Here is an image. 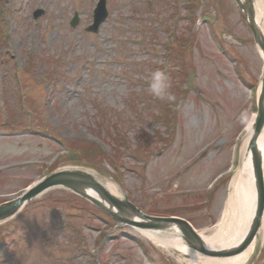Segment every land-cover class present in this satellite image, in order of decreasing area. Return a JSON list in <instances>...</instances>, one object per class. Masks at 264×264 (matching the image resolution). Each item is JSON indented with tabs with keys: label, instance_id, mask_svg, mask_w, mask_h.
Returning <instances> with one entry per match:
<instances>
[{
	"label": "rangeland",
	"instance_id": "rangeland-1",
	"mask_svg": "<svg viewBox=\"0 0 264 264\" xmlns=\"http://www.w3.org/2000/svg\"><path fill=\"white\" fill-rule=\"evenodd\" d=\"M93 2L0 3V202L54 170L81 167L145 215L178 214L204 238L227 241L219 237L238 221L223 198L261 74L237 7L108 0V20L94 35L83 30ZM254 6L264 33V0ZM37 7L43 13L32 19ZM74 11L80 22L71 28ZM156 69L168 75L174 101L149 91ZM13 76L20 84L12 94ZM63 218L77 225L76 243L58 231ZM113 222L80 197L48 189L0 226V264H188ZM259 234L250 264H264V228Z\"/></svg>",
	"mask_w": 264,
	"mask_h": 264
},
{
	"label": "water",
	"instance_id": "water-1",
	"mask_svg": "<svg viewBox=\"0 0 264 264\" xmlns=\"http://www.w3.org/2000/svg\"><path fill=\"white\" fill-rule=\"evenodd\" d=\"M235 2L237 3V5L241 11L243 19L247 22L249 28L253 32L254 40L262 52L263 62H264V39H263L262 34L259 31L257 25L255 24V21H254V8L252 6V0H235ZM263 99H264V70H263V75H262V79H261V94H260L259 103H258L259 111L257 114V118L255 120V123L252 127L254 133H253L251 141L248 144V148L250 150L252 149L253 151L255 148L254 138L257 136V134H258L263 122H264ZM249 149H248V151H249ZM253 161L254 162L252 164H253L255 179L258 178V180H259V178H260V165H259L258 156L256 154H253ZM48 186H62V187L68 188V189H70L76 193H79L83 196H86L84 193V187H88V188L95 190L97 195L101 199L105 200L109 204V206H114L117 210H119L120 214H122L124 212H125V214H128V213H130L131 210L133 211V213L139 214L126 201L125 198H123L122 200L109 198L107 196L106 191H104V189L101 187V185L99 183H97L94 180V178H92L88 174H85V173H83L81 171H77V170H75V171L74 170H68V171L63 170V171H59V172H56V173L48 176L42 183L35 186L31 191H29L25 195V197H29L33 194H37L38 192H40L41 190H43L44 188H46ZM256 189L258 191L257 192L258 193L257 212H256V216L253 218V224L251 226L250 233H249L247 239L245 240V242L242 246H244L250 240V238L252 237V235L255 232V229L258 227V224H259V218H260V213L262 211V202H263L262 187L260 185V182H259V186L257 185ZM89 199H91V198H89ZM91 200H93L94 202H98L95 199H91ZM18 208H19L18 202H15L13 204L0 206V219L1 218L3 219L4 217L13 214ZM3 209H8L9 211L6 214H4ZM108 213L113 217L116 216L114 213H111L109 211H108ZM173 221L177 224V228L180 229V231L183 233L184 240H185L186 244L188 246L192 247V246H195L194 243H197L198 249H201L200 242L198 241L199 239L194 234V232L190 229L189 225H187L183 221H176V220H173ZM148 226L149 227H163V225H159V224H149Z\"/></svg>",
	"mask_w": 264,
	"mask_h": 264
},
{
	"label": "bare ground",
	"instance_id": "bare-ground-1",
	"mask_svg": "<svg viewBox=\"0 0 264 264\" xmlns=\"http://www.w3.org/2000/svg\"><path fill=\"white\" fill-rule=\"evenodd\" d=\"M263 24H264V18H263ZM248 139V138H247ZM247 139L245 141V145L247 142ZM257 148L259 151V154L262 159L263 168H264V134L260 135L257 140ZM250 158L249 154H245V156L242 158L241 163L239 165V168L234 174V178L232 181V187L234 190L239 192L240 197V204H239V211L243 219V224L245 222V225L243 226V231L245 230L247 223L251 217L252 214V204H253V183H252V173L250 170ZM103 186L110 192V193H117L116 188L109 184L108 182H103ZM138 232L142 234L144 237H146L149 241H151L155 246L163 248V249H177L180 252H187V250L183 247L181 242L179 240L173 238L171 235H169L167 232H163L161 230L157 229H138ZM240 231V230H239ZM238 231V232H239ZM243 231L239 234L238 237H233L229 243H235L240 236L242 235ZM207 243L209 246L212 247H219L218 242L213 240H208ZM228 243V244H229ZM227 245V244H226ZM253 246L248 247L246 250L241 252L240 254L227 258V259H207L203 257H190L189 262L191 264H243L244 260L247 259V257L252 252ZM191 255V254H190Z\"/></svg>",
	"mask_w": 264,
	"mask_h": 264
},
{
	"label": "clouds",
	"instance_id": "clouds-1",
	"mask_svg": "<svg viewBox=\"0 0 264 264\" xmlns=\"http://www.w3.org/2000/svg\"><path fill=\"white\" fill-rule=\"evenodd\" d=\"M169 88L170 82L166 72L161 69L153 71L149 81V91L152 95L157 99L174 101L175 96L168 91Z\"/></svg>",
	"mask_w": 264,
	"mask_h": 264
}]
</instances>
